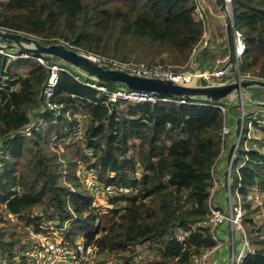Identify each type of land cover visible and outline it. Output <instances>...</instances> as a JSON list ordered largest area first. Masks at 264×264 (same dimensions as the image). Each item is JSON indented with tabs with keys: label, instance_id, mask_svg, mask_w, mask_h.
<instances>
[{
	"label": "trees",
	"instance_id": "1",
	"mask_svg": "<svg viewBox=\"0 0 264 264\" xmlns=\"http://www.w3.org/2000/svg\"><path fill=\"white\" fill-rule=\"evenodd\" d=\"M217 3L225 6L224 0ZM232 6L234 25L228 24L227 31L234 61V28L246 44L237 73L264 78V0H233ZM0 7V27L35 35L44 43L63 37L87 53L98 52L94 33L99 27L115 26L119 40L130 34L146 38L151 46L187 59L205 31L197 0H7ZM36 57L14 59L0 53V78L6 77L7 84L0 86V220H13L23 229L53 228L71 241L87 237L99 252L115 253L117 264H135L131 253L144 244L159 256L141 264H194L195 255L215 247L212 229L198 223L210 214L211 170L221 157V131L229 114L217 105L228 102H112L76 79L85 77L74 69L46 56V63L67 68L59 72L52 97L57 107L50 108L43 98L50 70ZM32 112L41 119L32 120ZM32 122L37 127L31 135L18 134ZM248 123L247 117H239L237 133L244 137L234 161L238 169H233L243 202L251 200V189L264 196V151L240 148ZM79 129L76 154L66 157L58 143L76 142ZM80 165L100 187L114 188L106 198L112 215L102 228L97 223L101 211L91 206L95 190H85ZM118 201L126 202L122 212L111 207ZM15 230L9 237L0 230V255L5 264H26L17 246L23 248L27 238H17ZM245 264H264V247L250 252Z\"/></svg>",
	"mask_w": 264,
	"mask_h": 264
},
{
	"label": "built area",
	"instance_id": "2",
	"mask_svg": "<svg viewBox=\"0 0 264 264\" xmlns=\"http://www.w3.org/2000/svg\"><path fill=\"white\" fill-rule=\"evenodd\" d=\"M205 0H197V10L202 14V8L204 6ZM225 7L232 11L233 0H224ZM232 17V15H231ZM235 34V59L233 60L231 52L223 59L221 65L217 67H205L201 64L198 56L192 59L185 66L174 65L168 62H158V63H147L144 61L140 62H122L117 59L110 57L109 59L100 58L97 59L102 62L109 63L113 66H119L125 68L128 71L141 73L144 75H151L157 77H166L171 78L181 83L191 85L194 84L197 79H201L203 83H222V79H227L230 81L238 76L237 67L238 62L243 54L246 44L244 40V35L241 31L234 28ZM204 47V46H203ZM203 47H195L193 52L199 54ZM0 53L9 54L12 58H17L19 55L28 57L29 54H15L7 52L6 50L0 49ZM39 62L44 64L50 70V75L43 89V98L44 102L50 108H56L57 104L52 102V97L54 94L55 87L58 83L59 72L67 70V68L61 66L57 62L46 63L45 59L41 56L36 57ZM220 61V60H219ZM236 71H233V69ZM237 75V76H236ZM75 78L80 82L96 88L101 93H103L109 101L112 102H122V103H159V102H179L185 103L187 99L178 97L173 98L170 96H161L154 92L140 91V90H131L124 87H115L111 88L107 84H101L90 80L88 78H80L79 75H75ZM223 111H226V108L222 104H218ZM37 127L35 123H30L29 125L21 128L18 131L19 135L29 136L33 132V129ZM231 128L225 122L221 135H222V152L221 157L217 160L212 166V186L210 189V214L209 216L199 222L198 224L203 227L211 228L213 231V237L217 239L215 234L216 228L223 224H229L232 230V243L233 248L231 251V259L227 264H245V259L250 252H253L255 249L249 237L247 231L244 227V217L246 209L242 202V196L239 194L238 189H236L238 202L234 203L233 201V191H232V182H233V169L234 161L236 159L237 152L239 150V142L234 146V149L228 156V166L225 170V179L226 187L228 193L230 194L228 207H222L218 205L213 197L220 188V174L219 169L222 161V156L225 153L226 141L231 135ZM241 134L239 140H241ZM232 148V147H231ZM247 159L240 164L243 165ZM93 188L95 190V198L92 202V207H97L95 199L98 197L101 199L108 198L110 195L114 194V188L112 186L100 187V183L97 179L93 177ZM108 200V199H107ZM24 234L26 240L24 241V247L22 248V254L26 257V264H117V257L115 253H101L99 252L98 245L95 241H89L87 237L81 236L78 237L75 241H71L62 237L57 230L47 228L46 226H34V225H25ZM236 232L240 235L241 244L238 250H236ZM176 236L180 239H184V235L180 232L176 233ZM211 249H208L200 254H197L193 258L194 264H209V255Z\"/></svg>",
	"mask_w": 264,
	"mask_h": 264
},
{
	"label": "rangeland",
	"instance_id": "3",
	"mask_svg": "<svg viewBox=\"0 0 264 264\" xmlns=\"http://www.w3.org/2000/svg\"><path fill=\"white\" fill-rule=\"evenodd\" d=\"M0 1H7V0H0ZM216 1V0H214ZM205 4V2H204ZM213 4V1L211 2ZM217 5L221 7L218 3ZM215 7V6H214ZM214 9V8H213ZM207 10V9H206ZM197 11V10H196ZM200 17L205 22V31L203 35L202 41L197 45V47H201L204 45L205 41L208 40L209 46L207 48L204 47V49L201 50V52L204 51L203 60L207 65L212 67H217L221 65V62L224 61L223 59L226 57V55L229 54V44H228V31L227 27L228 24L232 22L231 15H233V7L232 11H229L225 6L222 7V12L219 14L218 17L214 16L210 12L205 10L200 13V11H197ZM0 13H1V7H0ZM210 26L214 27V31L210 33ZM118 29L114 26L112 28L108 26H102L99 27L95 33H94V48L98 50V52H89L87 53V49L79 46V45H73L70 41L66 40L63 37H59L58 40L61 42H64L68 45L74 46L81 51L93 55L94 57L98 58H105L109 59L110 57L117 59L122 62H140L144 61L147 63H158V62H168L174 65H180L185 66L187 63H189L192 59L196 58L198 56L199 59H201L202 54L201 52L199 54H196L192 52V54L186 59L183 58V56L179 55L175 51L170 50H161L155 46H151L149 41L146 38H140L135 35H129L127 37H122L121 40L118 39L117 32ZM35 36V35H34ZM54 39V38H53ZM220 60V61H219ZM233 71H236L234 68ZM0 86L7 85L4 81L6 80V77L0 78ZM227 79H222V81L227 82ZM18 86H13L12 89H16ZM254 97H256L258 100H264V91H260L257 93L253 92ZM258 95V96H257ZM251 96V94H249ZM227 105L225 108L229 110V114L227 115L226 123L231 128V135L226 141V152L230 150L232 145H236L238 142L240 143L244 137V134L242 131H238L239 126V117L249 119L248 123V129H246L247 135L246 140L241 149H249L251 147H257L264 151V131L260 129L258 124L262 125L264 127V107L256 105L252 103L251 101H248L247 98L243 97H236L232 100L227 101ZM31 119L34 121H38L40 118V115L36 114L35 112H32ZM243 123V121H242ZM257 124V125H256ZM80 130L76 137L73 138L74 141H63L59 142L58 145L64 147L63 151L65 150L66 157H71L76 154L77 145H78V139L80 138ZM240 134L242 136L241 140ZM55 138V136L53 137ZM56 141L52 139L51 142V150H55ZM62 152V151H61ZM239 152V151H238ZM224 157V154L223 156ZM227 163V162H226ZM229 164V163H228ZM226 164V167L228 166ZM78 174H81V180L83 181V186L86 191H92L93 189V176L92 172L86 171L85 166L80 165L78 168ZM138 176H141V173H138ZM235 171L233 172V182H232V191H233V201L234 203L238 202L237 192L235 189ZM218 192V191H217ZM217 194V193H216ZM215 194V197H216ZM249 195L251 196L250 207L248 205V202H243V205L246 209L245 217H244V227L247 231V235L249 237V240L251 241L253 248H259L264 247V196L261 195L258 192H253V190H250ZM213 197V201L215 199ZM97 207L96 209H99L101 211L100 216L97 219V223L100 224L101 228L105 226V218L107 216H111V212L108 210V204L107 199L101 197L99 199L98 197L95 199ZM126 204L125 201H118L112 204L111 207L113 208H120V211L122 212L124 209V205ZM104 205V206H101ZM1 211V209H0ZM70 222V220H69ZM68 223V220H67ZM19 226V228H18ZM108 226V225H106ZM17 229L18 231H16ZM0 230L3 232L2 234L5 237H9L11 232L10 231H16L17 238L19 235L25 236L24 229L21 227V224L14 225V221H3L0 220ZM20 232V234H19ZM236 250L239 249L241 244L240 235L236 232ZM222 237V236H221ZM21 245L17 246V249L21 251ZM127 254H130L127 251ZM133 256V261L138 262V264H141L144 261L151 260L152 258H157L159 255L157 252L152 251L148 248V245L144 244L140 246L139 248L135 249V252L131 253ZM158 256H157V255ZM136 262H134L136 264ZM7 263L6 259L0 255V264Z\"/></svg>",
	"mask_w": 264,
	"mask_h": 264
},
{
	"label": "water",
	"instance_id": "4",
	"mask_svg": "<svg viewBox=\"0 0 264 264\" xmlns=\"http://www.w3.org/2000/svg\"><path fill=\"white\" fill-rule=\"evenodd\" d=\"M232 24L234 25L233 18ZM0 49L59 59L85 78L101 84L116 83L131 90L154 92L161 96L182 97L187 100H209L215 103L245 97L248 101L264 107V100H258L253 95L254 89L264 91V78L238 74L236 78L227 82L203 83L201 79H197L194 84L187 85L171 78L128 71L99 61L93 55L64 42L44 43L34 35L4 27H0Z\"/></svg>",
	"mask_w": 264,
	"mask_h": 264
},
{
	"label": "crops",
	"instance_id": "5",
	"mask_svg": "<svg viewBox=\"0 0 264 264\" xmlns=\"http://www.w3.org/2000/svg\"><path fill=\"white\" fill-rule=\"evenodd\" d=\"M212 1H213V4H211ZM204 10H205V13H206V11H208L211 14H213L214 16L218 17L219 14L222 12V7H219L217 5V0L216 1L205 0V4L202 8V12H204ZM214 27L210 26V28H209L210 33L212 31H214V29H215ZM203 46L204 47L209 46L208 40H206L204 45H202L201 47H203ZM205 65H206L205 67H211V66L207 65V63H205ZM230 150H231V148H230ZM230 150L227 151L226 155L224 153V157H222V161H221V165H220V169H219V173H221L219 176L221 179L220 180L221 184H220V188L216 194V197L214 199L218 205L225 207V208L228 207V202H229V198H230V194H231V193H228V189L226 187V179L224 178L225 177V175H224L225 170L224 169L226 168V164H228V156H229ZM214 232L217 236V239H215L217 241V244L215 247H213L211 249V253L209 255V264H227L230 262L231 251L233 248L231 227L229 224H223V225L219 226L218 228H216V230Z\"/></svg>",
	"mask_w": 264,
	"mask_h": 264
}]
</instances>
